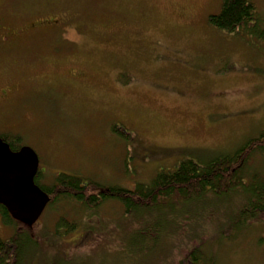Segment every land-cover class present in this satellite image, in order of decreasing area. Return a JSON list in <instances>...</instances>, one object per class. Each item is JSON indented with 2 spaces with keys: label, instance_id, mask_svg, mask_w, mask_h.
Instances as JSON below:
<instances>
[{
  "label": "rangeland",
  "instance_id": "1",
  "mask_svg": "<svg viewBox=\"0 0 264 264\" xmlns=\"http://www.w3.org/2000/svg\"><path fill=\"white\" fill-rule=\"evenodd\" d=\"M221 2L0 0V17L12 23L57 20L55 28L34 24L11 48L0 50V95L10 88L0 97V133L15 134L19 145L34 150L44 185L66 173L132 189L183 159L235 151L264 129V40L209 24ZM251 2L264 18V0ZM263 161L264 151L256 152L248 167ZM232 195L204 197L170 228L162 216L168 260L163 255L125 261L120 255L121 261L179 264L193 244V231L229 229ZM206 206L211 213L195 216ZM97 211L83 215L70 198L46 208L32 226L36 232L45 224L52 229L62 214L80 218L56 253L83 242L72 256L46 264H119L116 255L128 250L137 220L150 226L158 219L157 213L127 214L116 200ZM260 218L203 252L214 253L215 264H264ZM13 229L0 214V238Z\"/></svg>",
  "mask_w": 264,
  "mask_h": 264
},
{
  "label": "trees",
  "instance_id": "2",
  "mask_svg": "<svg viewBox=\"0 0 264 264\" xmlns=\"http://www.w3.org/2000/svg\"><path fill=\"white\" fill-rule=\"evenodd\" d=\"M208 22L225 33L243 36L251 34L264 40V18L259 16L251 0H222L220 10L210 14ZM0 137L9 144L11 150L18 149L20 141L17 135ZM259 151H264V129L231 153L218 154L207 160L183 159L172 170L161 169L148 182L138 183L132 189L102 185L90 178L66 173L58 174L49 185H44L40 183L37 172L34 181L49 195L46 208L59 200L70 198L83 215H92L97 214L100 205L116 200L127 214L139 211L144 213L145 218L149 216L146 213H157V222L150 226L145 219L137 220L138 224L129 237L131 245L128 250H122L116 255L120 259L119 264H125L120 255L126 257L125 261H153L163 255L168 260L171 254L167 257L165 247L169 245V236L167 227L159 225L162 216L165 223L170 222V228L176 225L179 215L187 214L186 211L194 209L195 205H201L204 197L209 199L214 195L220 198L233 192L231 211H227L231 214L225 218L229 229L221 232L215 229L212 233L193 231L190 237L193 244L179 263L215 264V254H205L202 249L204 246L211 247V243L214 246L223 236L230 237L227 236L229 231L235 232L241 226L264 217V161L257 167H248L249 159ZM207 208L206 206L205 211L197 212L195 216L202 217L203 213H211ZM0 214L5 224L14 225L10 236L0 238V264H33L35 260L46 264L54 262L56 258L59 260L72 256L74 250L82 246L83 242H78L70 252H55L56 246L64 237L77 229L80 218L68 219L62 214L52 229L45 224L36 232L34 227L29 228L14 221L2 205ZM37 224L38 222L34 225Z\"/></svg>",
  "mask_w": 264,
  "mask_h": 264
},
{
  "label": "water",
  "instance_id": "3",
  "mask_svg": "<svg viewBox=\"0 0 264 264\" xmlns=\"http://www.w3.org/2000/svg\"><path fill=\"white\" fill-rule=\"evenodd\" d=\"M38 163L32 148L22 146L13 151L0 138V205L13 220L29 228L39 219L50 199L34 181Z\"/></svg>",
  "mask_w": 264,
  "mask_h": 264
},
{
  "label": "flooded vegetation",
  "instance_id": "4",
  "mask_svg": "<svg viewBox=\"0 0 264 264\" xmlns=\"http://www.w3.org/2000/svg\"><path fill=\"white\" fill-rule=\"evenodd\" d=\"M46 18L47 17L41 18V21H39V22L30 23L28 25L22 26V24H20V23L15 24V23L8 21L7 17H0V50H3L5 48H11L18 41L17 37H19L22 34L27 33L29 30H32L33 28H35L34 24H38V25L43 24V23L52 24L53 21H57L53 18H47V19ZM56 25H57V22H56ZM51 26L53 28L56 27L53 24ZM58 32H60V31H58ZM62 34H63V32H62ZM9 89L10 88L4 89L3 92L1 93L0 97L5 98ZM0 135H15V134L0 133ZM2 140H3V138H2ZM4 142H6V141H4ZM22 146H25V145H19L18 149ZM18 149H16V150H18Z\"/></svg>",
  "mask_w": 264,
  "mask_h": 264
}]
</instances>
